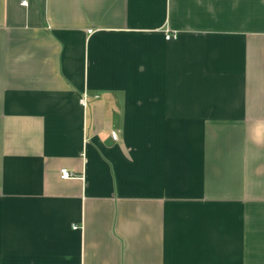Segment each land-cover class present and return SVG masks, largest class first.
I'll return each instance as SVG.
<instances>
[{"label":"crops","instance_id":"obj_1","mask_svg":"<svg viewBox=\"0 0 264 264\" xmlns=\"http://www.w3.org/2000/svg\"><path fill=\"white\" fill-rule=\"evenodd\" d=\"M0 264H264V0H0Z\"/></svg>","mask_w":264,"mask_h":264},{"label":"built area","instance_id":"obj_2","mask_svg":"<svg viewBox=\"0 0 264 264\" xmlns=\"http://www.w3.org/2000/svg\"><path fill=\"white\" fill-rule=\"evenodd\" d=\"M23 3H25V1H24ZM172 36H173V35L170 34V33H168V34L166 35V37H167L168 39H170ZM112 136H113V138H115V139L117 138V135H116L115 132L112 133ZM61 174H62V177H63V178H70V177L73 176V173H72L71 171H69L68 169H62Z\"/></svg>","mask_w":264,"mask_h":264}]
</instances>
